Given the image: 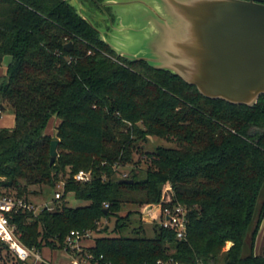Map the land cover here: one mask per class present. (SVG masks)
<instances>
[{
  "label": "trees",
  "instance_id": "trees-1",
  "mask_svg": "<svg viewBox=\"0 0 264 264\" xmlns=\"http://www.w3.org/2000/svg\"><path fill=\"white\" fill-rule=\"evenodd\" d=\"M6 56L0 110L12 109L15 125L0 127V197L29 202L32 186L65 180L53 210L9 213L25 246L61 250L72 230H93L99 235L86 251L97 264H264V247L255 253L264 220V94L252 106L212 99L171 71L119 56L68 0H0V66ZM53 116L56 137L46 131ZM151 137L176 146L147 151ZM143 156L146 169L119 174ZM80 170L91 179L77 181ZM69 193L87 204L70 206ZM179 203L188 210L184 239L157 221L148 236L132 210L122 215ZM112 217L113 229L100 227Z\"/></svg>",
  "mask_w": 264,
  "mask_h": 264
},
{
  "label": "water",
  "instance_id": "water-1",
  "mask_svg": "<svg viewBox=\"0 0 264 264\" xmlns=\"http://www.w3.org/2000/svg\"><path fill=\"white\" fill-rule=\"evenodd\" d=\"M95 1L104 11L113 10L107 13L112 28L128 42H111L75 7L119 56L171 71L212 99L252 106L264 94L262 0ZM114 5L125 6V10L118 12ZM134 5L141 8L128 9ZM65 47L72 50L73 42ZM59 141L51 143V165L58 156Z\"/></svg>",
  "mask_w": 264,
  "mask_h": 264
},
{
  "label": "rangeland",
  "instance_id": "rangeland-1",
  "mask_svg": "<svg viewBox=\"0 0 264 264\" xmlns=\"http://www.w3.org/2000/svg\"><path fill=\"white\" fill-rule=\"evenodd\" d=\"M107 2L109 1H114V0H105ZM122 1V0H121ZM70 3H72L74 6L77 7L78 10H82L83 12L86 13L87 16H89V18L92 20V22L103 32H105L106 36L108 37V39L111 42H115L116 41H123V42H128V40H126L127 38H125L122 32H116L115 30H113L112 28V23L110 21V19L107 16V13H111L113 12V10H111V8H106V11H104L103 9L99 8L98 6L92 4L89 1H85V0H69ZM115 6V10L117 9L118 12H123L125 9V6L122 5H114ZM141 6L139 5H134L129 7L128 9H133V10H138L140 9ZM116 10V11H117ZM113 21H115V17H113ZM117 19V18H116ZM108 32H110V34H114V35H109ZM114 43V44H115ZM137 50V47L135 48ZM128 50V49H127ZM131 50V49H129ZM133 52H136L134 50H132ZM11 57L10 56H6L4 58L3 64L2 66H0V77H4L7 73V65L8 62L10 61ZM2 78H0V82L3 80ZM60 119L57 116H53L48 124V127L46 129V131L52 135L53 137H56L57 134V125L59 123ZM9 124L11 125H15V116H14V112L12 109H4L3 110V115L0 117V127H9ZM145 150L147 151H153L156 149L157 146H166V147H175L176 146V142L175 141H170L166 138H159V137H151L149 138V140L143 144ZM136 160L139 159V154H136L135 156ZM143 161L138 162V164L136 163H132V164H128L125 167H120L119 171H120V175L122 176H126L133 168H136L137 170H143L147 168V161H148V157L147 156H143ZM65 184V180H61L56 187H49L47 185H38V186H32V190L35 191L32 194L29 195V202L32 203L34 206L37 207V211L38 213L40 212V210L45 207L46 205L48 206H55L57 201L55 200V194L57 191H62L63 186ZM169 188L166 189L165 194H164V199L165 200H169L170 198V192L168 191ZM67 200H68V204L72 207H78V206H83L87 204V201L85 200H81L75 197L74 193H69L67 195ZM133 207V208H132ZM131 208H127V210H124L122 215H126L128 209L132 210V216L131 219L133 220V224L138 223L139 224V220L141 219V221H143L144 223V227L146 228V233L148 236H154V232H153V226L154 223L157 221L160 223V219H159V215H160V205H154V204H150V205H144L141 206L139 208H137V206H132ZM137 209H139V213L137 212ZM115 217H112L111 219H103L100 221L99 225L100 227H104L105 225L109 226V229H113L114 225H115ZM137 221V222H135ZM91 240H86L83 242L84 246H88L90 244ZM249 243V241H248ZM232 245V242H228L225 250L228 249L230 246ZM2 246V242L0 241V264H4L6 262V264H35L36 260L34 258H32L31 260H29L27 263H22L20 261H18L17 257L14 255V253H12L11 251H9L8 248L6 247H1ZM264 247V221L261 224L260 227V233L257 237V242H256V246H255V253H261ZM45 256L48 254V251L44 250L42 252ZM57 253H59V258L57 260H52L55 263L54 264H73L72 261L74 258V255L72 256L71 253L70 255L66 254L62 249L61 250H57ZM83 255H85V253H83ZM43 256V255H42ZM44 263V262H43ZM81 263H85V261H81ZM48 264L49 261H48Z\"/></svg>",
  "mask_w": 264,
  "mask_h": 264
},
{
  "label": "built area",
  "instance_id": "built-area-1",
  "mask_svg": "<svg viewBox=\"0 0 264 264\" xmlns=\"http://www.w3.org/2000/svg\"><path fill=\"white\" fill-rule=\"evenodd\" d=\"M2 111L0 110V114ZM75 179L77 181H89L92 177L90 171L80 170L75 174ZM171 189L170 187H168ZM64 194V186L62 191H57L55 198L59 199ZM170 198V197H169ZM171 201V198L167 200ZM50 210L54 207L46 205ZM160 224L165 227L174 228L176 230L177 237L179 239H184L187 236L188 228V210L182 204H174L173 206L163 207L160 205ZM20 209L33 210L36 214L38 213L37 207L32 203L14 196H1L0 197V239L9 245L11 251L22 261H28L34 258L36 261L44 260L40 252H37L34 248H29L25 246L18 234L16 233V227L11 224L9 213L13 211H19ZM99 234L93 230H72L65 240V246L62 249L66 254L73 256V264H83L81 261H85L84 264H97L92 262L93 255L86 251L88 246H84L83 242L86 240H91L97 237ZM85 253V255H83ZM156 264H182L177 260H163L160 259ZM196 264H204L203 262H198Z\"/></svg>",
  "mask_w": 264,
  "mask_h": 264
},
{
  "label": "crops",
  "instance_id": "crops-1",
  "mask_svg": "<svg viewBox=\"0 0 264 264\" xmlns=\"http://www.w3.org/2000/svg\"><path fill=\"white\" fill-rule=\"evenodd\" d=\"M3 115V112L0 114V117ZM9 127H13V125L9 124ZM48 254L45 256L43 253L41 255H43L44 260L40 261H36L35 264H43V262H47L49 261L50 264H54L55 260H57L59 258V253H57V250L55 251H51V250H47ZM259 254V253H257ZM54 260V261H52Z\"/></svg>",
  "mask_w": 264,
  "mask_h": 264
},
{
  "label": "flooded vegetation",
  "instance_id": "flooded-vegetation-1",
  "mask_svg": "<svg viewBox=\"0 0 264 264\" xmlns=\"http://www.w3.org/2000/svg\"><path fill=\"white\" fill-rule=\"evenodd\" d=\"M264 221V220H263ZM263 223V222H262ZM260 233V232H259Z\"/></svg>",
  "mask_w": 264,
  "mask_h": 264
}]
</instances>
